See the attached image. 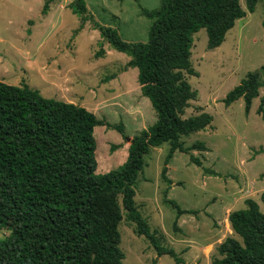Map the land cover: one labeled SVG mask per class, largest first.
I'll return each mask as SVG.
<instances>
[{
	"label": "rangeland",
	"instance_id": "1",
	"mask_svg": "<svg viewBox=\"0 0 264 264\" xmlns=\"http://www.w3.org/2000/svg\"><path fill=\"white\" fill-rule=\"evenodd\" d=\"M71 1L0 0V80L26 83L44 97L79 104L105 122L121 124L123 132L104 124L93 128L96 172L102 173L125 161L131 137L154 122L155 111L140 92L137 68L126 65L129 56L111 48L96 25L114 27L126 41H145L151 20L141 8H156L160 0H84L85 21ZM240 4L244 15L218 46L207 47L203 27L192 34L189 60L197 74L184 77L196 95L182 116L205 111L212 120L180 140L185 146L202 141L206 149L175 151L165 164L169 143L152 146L134 183L137 209L157 243L174 250L178 264H211L216 245L227 235L237 237L229 211L245 207L247 197L256 198L262 208L264 118L256 109L264 85L248 113L241 97L227 106L222 101L248 71L264 78V0L252 12L244 0ZM164 166L168 181L161 175ZM170 200L192 211L178 213ZM122 212L123 264H176L168 253L157 255ZM10 229L0 217V242Z\"/></svg>",
	"mask_w": 264,
	"mask_h": 264
},
{
	"label": "trees",
	"instance_id": "2",
	"mask_svg": "<svg viewBox=\"0 0 264 264\" xmlns=\"http://www.w3.org/2000/svg\"><path fill=\"white\" fill-rule=\"evenodd\" d=\"M258 1L244 0L246 9L252 12ZM70 6L86 20L84 0ZM141 13L151 20L145 41H126L114 27L96 25L111 48L129 56L126 65L137 68L140 92L155 111L154 122L131 137L125 161L115 168L96 172L93 128L104 124L123 132L121 124L105 122L79 104L44 97L26 83L0 80V217L11 228L0 242V264H123L122 210L157 255L168 253L180 262L172 248L157 243L137 209L134 183L152 146L169 143L165 164L175 151L206 149L202 141L185 146L180 140L212 120L205 111L182 116L196 95L184 77L197 74L189 60L192 34L205 28L207 47H216L244 10L240 0H160ZM263 85L258 71H248L222 101L227 106L241 97L248 113ZM256 110L264 118V94ZM190 159L201 165L199 158ZM165 168L161 175L168 181ZM259 198L262 208L247 197L245 207L229 211L237 237L227 235L216 245L211 264H264V190ZM170 202L178 213L192 211Z\"/></svg>",
	"mask_w": 264,
	"mask_h": 264
},
{
	"label": "crops",
	"instance_id": "3",
	"mask_svg": "<svg viewBox=\"0 0 264 264\" xmlns=\"http://www.w3.org/2000/svg\"><path fill=\"white\" fill-rule=\"evenodd\" d=\"M259 185H262V184L259 183ZM263 186H264V185H263ZM262 190H264V187L261 189V191H262ZM261 191H260V192H261ZM251 198H253L254 200H257V199L254 198V197H251Z\"/></svg>",
	"mask_w": 264,
	"mask_h": 264
}]
</instances>
